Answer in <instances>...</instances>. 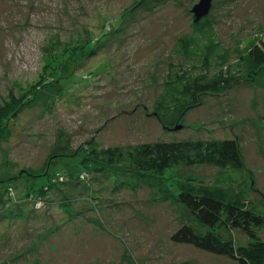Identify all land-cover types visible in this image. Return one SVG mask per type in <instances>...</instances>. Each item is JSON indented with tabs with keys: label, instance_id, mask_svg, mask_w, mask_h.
<instances>
[{
	"label": "rangeland",
	"instance_id": "1",
	"mask_svg": "<svg viewBox=\"0 0 264 264\" xmlns=\"http://www.w3.org/2000/svg\"><path fill=\"white\" fill-rule=\"evenodd\" d=\"M198 1L0 0V113L24 104L10 128L0 131V179L11 178L6 185L16 198L6 213L10 218H0V239L10 242L0 246V264H237L170 240L180 225L194 222L165 191L174 192L188 178L210 184L216 166L181 164L150 181L92 173L74 188L60 185L42 206L26 198L23 186L42 170L52 177L77 173L67 143L85 149L92 141L113 147L215 137L237 141L253 178L251 196H264V64L255 66L247 55L255 42H264V0H212L208 12L228 62L243 60L235 65L242 81L223 94L202 95L178 127H163L153 115L168 64L183 62L174 46L190 32ZM118 16L122 23L74 67L78 73L66 79L68 92L58 97L41 73L44 64L55 65L44 49L56 43L57 58L66 63L73 55L70 41L87 30L97 35L106 17ZM104 59L105 70L92 73ZM63 134L71 142L62 141L59 156L47 162ZM45 182V175L35 178L36 187ZM65 190L73 194L72 209L49 210ZM233 234L244 240L240 231ZM259 236L264 240V228Z\"/></svg>",
	"mask_w": 264,
	"mask_h": 264
},
{
	"label": "trees",
	"instance_id": "2",
	"mask_svg": "<svg viewBox=\"0 0 264 264\" xmlns=\"http://www.w3.org/2000/svg\"><path fill=\"white\" fill-rule=\"evenodd\" d=\"M121 23V16L106 17L97 35L87 30L84 38L70 41L72 45L69 49L73 55L66 63L57 58V44L49 43L50 48H45L43 53L48 54L49 59H54L55 65L44 64L41 73L48 77L46 84L56 87L58 97L68 92L69 83L66 79L78 73L73 71L74 67L94 54L97 44L103 43L109 30L113 31ZM56 37L52 35L50 40L57 42L54 39ZM173 54L182 55L183 62L168 64L166 80L153 101L154 117L163 127L169 128L179 125L190 109L200 105L202 95L223 94L234 84L242 81L240 68L235 70V65L239 66L243 60L240 59L237 64L228 62L229 52L216 40L208 15L193 23L190 32L183 33L178 38ZM247 55L255 66H262L264 42H255ZM107 63V59L101 61L92 73L104 71ZM23 105L15 104L0 113V131L10 128L18 118ZM69 136L63 134L62 139L56 143L57 149L47 162L59 156L57 153L60 152L58 148L62 141L71 142ZM67 146L65 152L69 154L66 156L73 155L80 170L66 176L56 174L55 177L42 170L39 175L34 176L32 182L25 181L26 184L23 186L27 187L26 198L31 199V202L39 200L41 206L44 201L48 204L49 196L62 190L60 185H71L74 188L92 173L105 174L108 177L126 176L129 173L132 176L137 175L141 181H150L181 164L213 165L218 167V170L212 183L196 182L188 178L176 183L174 192L165 191L166 197L186 208L194 222L180 225L171 233L170 240L175 244H188L232 259L237 264H264V240L259 236V231L264 228V196L252 198L253 178L244 168L243 155L234 138L158 139L113 147H100L97 142L92 141L85 149L73 148L69 143ZM44 175L47 182L36 187L35 178ZM19 178L21 177H17ZM10 179L4 177L0 179V183L3 184L0 190V218L9 217L6 213L10 204L16 200L12 190H9L12 187L6 185ZM72 195L65 190L62 200L55 205L51 204L49 210L54 208L56 210L60 208L62 211L71 210L75 205ZM48 216L50 215L47 214ZM234 230L243 234V241L235 238ZM35 232L36 230L30 234L29 240L36 235ZM9 243L0 239V246L10 245Z\"/></svg>",
	"mask_w": 264,
	"mask_h": 264
},
{
	"label": "water",
	"instance_id": "3",
	"mask_svg": "<svg viewBox=\"0 0 264 264\" xmlns=\"http://www.w3.org/2000/svg\"><path fill=\"white\" fill-rule=\"evenodd\" d=\"M212 0H199L192 8L193 22L197 23L201 18L208 15ZM177 125L176 127H178Z\"/></svg>",
	"mask_w": 264,
	"mask_h": 264
}]
</instances>
